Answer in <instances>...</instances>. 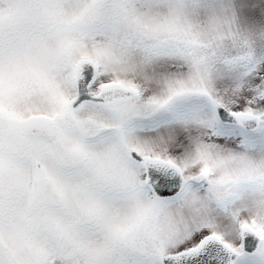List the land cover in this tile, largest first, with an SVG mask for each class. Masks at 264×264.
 Instances as JSON below:
<instances>
[{"label":"snow or ice","instance_id":"1","mask_svg":"<svg viewBox=\"0 0 264 264\" xmlns=\"http://www.w3.org/2000/svg\"><path fill=\"white\" fill-rule=\"evenodd\" d=\"M0 264H264V0H0Z\"/></svg>","mask_w":264,"mask_h":264}]
</instances>
